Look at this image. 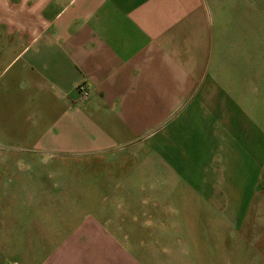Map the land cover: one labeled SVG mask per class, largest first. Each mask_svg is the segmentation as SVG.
<instances>
[{
    "label": "crops",
    "instance_id": "crops-1",
    "mask_svg": "<svg viewBox=\"0 0 264 264\" xmlns=\"http://www.w3.org/2000/svg\"><path fill=\"white\" fill-rule=\"evenodd\" d=\"M263 185L264 0H0L16 264H199Z\"/></svg>",
    "mask_w": 264,
    "mask_h": 264
},
{
    "label": "rangeland",
    "instance_id": "rangeland-1",
    "mask_svg": "<svg viewBox=\"0 0 264 264\" xmlns=\"http://www.w3.org/2000/svg\"><path fill=\"white\" fill-rule=\"evenodd\" d=\"M262 192L264 196V185ZM262 203L261 207L264 208V201ZM200 204L201 202L192 205L194 214L198 212V208L200 210ZM218 207L221 208V205H216ZM209 208L212 214V205ZM226 215L241 216L239 225L226 219L225 227L218 221L219 214L214 215L215 231L209 241H206L207 244L200 246L199 264H264V215H245L240 211L238 203H227ZM25 217L26 215H0V264H16L15 243L22 226L25 222L28 223ZM233 222L236 223V220ZM203 240H206L205 237Z\"/></svg>",
    "mask_w": 264,
    "mask_h": 264
},
{
    "label": "built area",
    "instance_id": "built-area-1",
    "mask_svg": "<svg viewBox=\"0 0 264 264\" xmlns=\"http://www.w3.org/2000/svg\"><path fill=\"white\" fill-rule=\"evenodd\" d=\"M77 91L79 93V98L80 101H86L90 98V91L89 89L86 87V85L82 84L77 88Z\"/></svg>",
    "mask_w": 264,
    "mask_h": 264
}]
</instances>
